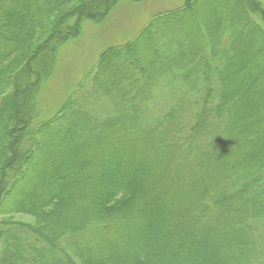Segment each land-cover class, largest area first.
Returning a JSON list of instances; mask_svg holds the SVG:
<instances>
[{
	"label": "trees",
	"instance_id": "trees-1",
	"mask_svg": "<svg viewBox=\"0 0 264 264\" xmlns=\"http://www.w3.org/2000/svg\"><path fill=\"white\" fill-rule=\"evenodd\" d=\"M119 1L85 0L43 24L57 0H0V264H264V160L249 166L243 152L264 79L245 72L255 54L247 41L235 52L238 34L258 35L264 51L259 0H228L221 12L183 0L154 13L34 123L59 48ZM233 61L246 74L243 116L242 91L227 83ZM158 87L170 104L149 120ZM105 242L114 245L94 250Z\"/></svg>",
	"mask_w": 264,
	"mask_h": 264
},
{
	"label": "rangeland",
	"instance_id": "rangeland-1",
	"mask_svg": "<svg viewBox=\"0 0 264 264\" xmlns=\"http://www.w3.org/2000/svg\"><path fill=\"white\" fill-rule=\"evenodd\" d=\"M83 1L85 0H69L67 2H63V0H57L56 3L59 6L54 13L43 18V24L47 21L51 22L52 19L56 18L67 9H70L72 6ZM259 1L264 5V0ZM182 2L183 0H141L140 2L121 0L114 6V8L110 10L102 22L95 23L92 20L83 21L78 36L68 40L59 48L53 71L42 83L41 90L39 92L40 96L38 99L34 123L47 119L57 110L74 86L83 81L89 70L94 67L103 49H105L107 46L120 44L127 41L136 32H138V30L150 19L151 15L159 11L175 8L181 5ZM228 4V0H206L205 3L207 7L215 9L217 8V10L220 12L222 11L223 7L227 6ZM231 4L233 5V1ZM188 20H190L189 16L185 19V21ZM243 20L244 18L240 14L238 18L235 17L234 19H230V26L235 28ZM177 28L181 31L183 30L180 25ZM42 33V29L37 30L33 39L35 43L37 40L41 39L43 36ZM236 38L237 42H235V52L244 51V45L247 41L249 51L255 53L253 55V60L250 61L247 68L245 69L248 77L259 75L262 79H264V71L262 70L264 67L262 62L264 60V51L261 50L257 52L256 50L261 44L259 36H254L250 42L246 40V37L243 36V34L236 35ZM196 39L200 40V37L197 36ZM149 46V41H144L137 50V57L140 58L143 56V50ZM119 55L120 56L118 58H115L112 61L113 64L121 62V54ZM236 64L238 63L233 61L229 66L230 73L228 74L229 80L227 83L237 91H242L240 96H236L235 106L239 116H243L244 110L242 108L243 106H246L247 103L244 93L246 90H248V88L245 89V92L242 90L241 84H244V81H246L245 78L242 77H244L246 74L245 72L241 73L240 76L238 74H234L236 72ZM112 74H105L104 78L108 80L112 78ZM173 90H176V88ZM257 101L261 105L264 103V91H261L259 94H257ZM169 104L170 103H168V96L165 93V89L162 87L154 89L152 95L149 97L148 103L145 104V107L147 108V118L149 120H151V118H160L164 109H166ZM261 105H259V110L257 112L258 121L253 127L243 131L245 133L243 134V137L248 135L250 139L252 138V140H250L251 142L245 144L243 148V152L251 154L252 158L248 163L249 166L264 160V108L261 107ZM70 144L72 145V140L70 141ZM42 156L45 159L48 158V155L45 152L42 154ZM74 175L80 176L81 173L75 172L71 176ZM262 175L264 177V170L262 171ZM260 184L264 185V182L261 181ZM13 219L37 223V220L34 217H28L23 214H15ZM257 226V234H260L264 237V220L260 221ZM135 239L136 242H142V239H139L138 236H136ZM127 242L128 241L125 240L121 245L125 246ZM109 243H102L94 250L96 252H103L107 250V246L112 248L114 244L111 242ZM122 248H126L125 250L128 249L127 247Z\"/></svg>",
	"mask_w": 264,
	"mask_h": 264
}]
</instances>
